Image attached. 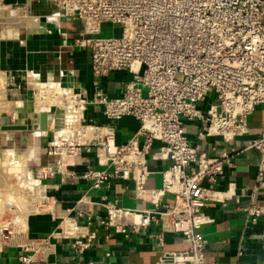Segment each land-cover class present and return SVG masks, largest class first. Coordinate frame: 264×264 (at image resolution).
Segmentation results:
<instances>
[{
  "label": "crops",
  "instance_id": "0c3cea01",
  "mask_svg": "<svg viewBox=\"0 0 264 264\" xmlns=\"http://www.w3.org/2000/svg\"><path fill=\"white\" fill-rule=\"evenodd\" d=\"M0 3L13 10H22L25 16L38 17L41 21L37 27L0 25V77L5 83L7 94L5 90L4 93L6 98L8 96L6 101L15 100L22 105V122L18 126L21 130L15 129V118V128L2 132L1 138L5 144L8 140L5 150L13 152L17 147L15 143H9L11 139L26 143L28 137H32L33 146L28 147H34L35 153L40 156L32 161L41 168L40 187L44 190L46 200L51 202V210L26 217L23 239H18L16 243L1 240L0 264H22L20 257L30 260L33 251L45 242L51 252L46 258L40 257L31 262L158 264L160 259L168 262L170 253L186 251L188 246L180 235L163 233L160 224L155 221L163 206L174 201V195L170 193H164L156 199L150 197L153 191L162 189L161 174L171 165V161L160 152L161 142L153 141L144 157L148 174L143 185V195L137 196L132 181L111 179L95 189L92 188V182L83 177L88 170H109L104 164L105 156L100 148L91 147L89 151L86 150L84 145L88 140H103L106 135H112L114 144L123 146L139 130L137 119L131 116L108 119L103 113V107L93 103L99 94L108 99L121 98L125 86L132 82L133 74L119 70L95 78L91 70L89 49L76 42L88 38L84 35L85 26L59 16L58 10L48 6L44 0L33 6L28 4V0H0ZM114 26L102 25L99 35L114 37L105 34L108 27ZM36 80L43 84H56L66 92L73 93L74 98L81 101L83 122L90 129L94 128L93 136H83L82 142L74 140L69 144L61 141L57 144L55 132L59 129L51 132L58 120L55 113L51 116L47 114L48 130L40 131L39 113L33 110V105L28 104L31 91L36 90ZM214 105V96L208 93L196 107L201 113L207 114ZM181 123L197 157L213 160L226 154L230 162L215 184L203 183L208 190V198L200 206L208 223L198 229L197 233L205 242V263L264 264V176L258 180L260 154L249 148L264 127V107H255L247 118V131L231 141L206 135L205 123L200 120L181 118ZM37 132L41 134L36 135ZM143 142L144 139L139 137V147ZM46 146L52 148L49 154L53 155L47 167L42 163ZM44 151L47 152V149ZM109 206L133 213L123 219L126 224L138 222L140 216L146 214L152 218L151 223L126 236L115 233L101 225ZM250 206L262 210L255 222L245 212V208ZM72 223L79 227L81 234H95L91 246L81 253L71 248L74 239L62 232L63 227Z\"/></svg>",
  "mask_w": 264,
  "mask_h": 264
},
{
  "label": "built area",
  "instance_id": "2783aa9c",
  "mask_svg": "<svg viewBox=\"0 0 264 264\" xmlns=\"http://www.w3.org/2000/svg\"><path fill=\"white\" fill-rule=\"evenodd\" d=\"M40 2L28 0L29 5ZM44 2L58 10L59 16L85 26L88 38L76 42L89 49L95 78L119 70L133 74L121 98L99 94L93 103L103 107L108 119H137L139 130L123 146H116L112 135L88 140L86 150L100 148L109 170H88L83 177L95 189L111 179L132 181L137 196L143 195L148 174L144 157L153 141L161 142L160 152L171 165L161 174L162 189L150 197L170 193L174 201L163 206L155 221L163 233L180 235L188 249L170 253L168 262L160 259L158 264H206L205 242L197 233L208 223L200 206L208 198L203 183L215 184L230 162L226 154L213 160L197 157L181 118L200 120L205 123L206 135L231 141L247 131V118L255 107H264V0ZM105 24L120 25L121 35L100 36V27ZM208 93L213 94L215 105L203 114L196 105ZM139 137L144 139L141 147ZM249 148L260 154L258 180H262L264 127ZM245 212L252 222L262 214L256 206L245 208ZM129 215L133 213L109 206L101 225L126 236L151 223L146 214L138 222L126 224L123 219ZM62 232L74 239L71 248L78 253L95 239L94 233L81 234L75 223L63 227ZM50 252L45 242L33 251L30 260L22 256L20 262L46 258Z\"/></svg>",
  "mask_w": 264,
  "mask_h": 264
},
{
  "label": "bare ground",
  "instance_id": "6f19581e",
  "mask_svg": "<svg viewBox=\"0 0 264 264\" xmlns=\"http://www.w3.org/2000/svg\"><path fill=\"white\" fill-rule=\"evenodd\" d=\"M0 6H1L0 9L3 10L4 14H5L4 16H2V18H0V25H2V26L23 25V26H27V27H37V26L41 25V21L38 17H27L24 15L22 10H17L14 13H11L10 15H8L9 13L7 12V9L10 12L11 11L10 6H8V5H6V6L0 5ZM7 16H10L9 17L10 20L7 19ZM0 83L2 86L3 83L1 82V80H0ZM34 85L36 86V89H37V94H36L37 98L34 101L33 110L36 113H39V114L47 113L50 111L51 106L52 107L53 106L58 107V108L59 107H65L66 105L64 104L65 102L63 103V101H69L71 103L67 107H65L66 110H68L67 111V117H66L67 126L65 127L67 129L64 130V129L60 128L59 129L60 131L56 132L55 138H56L57 144H60L59 143L60 139H61V141H67V142H69V144H71V142L74 140H78V141L82 142L83 136L87 137V138H90L93 136L94 128L90 129L91 127H85V128H81V129L79 128V129H77V131H74V128H76L79 120L81 119V115H79V113H77V111L74 108L73 100L72 101L70 100L71 97L68 96L67 92L62 87H60L56 84H52V83H49V84L39 83L37 80L35 81ZM6 111L13 113L14 118H16V125H17L16 127L20 126L21 122H22L21 121V113H22L21 102H19V101L9 102V101L4 100L3 96H2V98H0V113L6 112ZM76 122H77V124L74 125ZM39 134H41V133L40 132L36 133V135H39ZM31 152H32V150L29 149L26 154L20 155V156L13 154L11 151L5 152V153H0V169H1V171L5 170V169L6 170L7 169L12 170L14 172V174L17 175V177L21 176V178L23 179L22 181L28 183L27 186L29 185L30 188H27V186H26L27 189H30V191H32V190L36 191L33 195L27 194V196L29 195L30 198L28 197L29 198L28 201L27 200H25V201L29 202V204H30V202H34L36 200L40 201V202H43L44 200H46L45 197H43L44 194L43 195L41 194L42 189L40 188L39 180L32 179L31 175L27 171H25L26 159L31 158V156H32ZM5 173H4V176H5ZM1 174H3V172ZM2 178H3V176H2ZM4 178H3V180H4ZM21 178H20V180H21ZM6 183H8V181ZM17 183L19 185L20 182H17ZM2 185H3V183H2ZM20 186L23 187L25 185L20 184ZM7 187H8V185H7ZM4 189H9V187L8 188L5 187ZM4 189H0V214H1L2 209L5 207V203L7 202L6 201L4 203V201H5L4 195L6 192V191H4ZM9 196H10V194H9ZM16 197L19 200L20 195L19 196L17 195ZM12 198H14V196H12ZM16 200H14V201H16ZM20 201H21V199H20ZM3 203H4V205H3ZM9 204H11V206H12V202ZM9 204H8V206H9ZM13 204H14V202H13ZM6 205H7V203H6ZM23 205L24 204H22V206ZM22 206H20L21 207L20 210H23V208L25 207L24 206L22 208ZM29 208H31V207H29ZM31 209H29V210H31ZM34 210L30 211V213H27L25 210L23 212L20 211V213L18 214V217H17V220H18L17 224L18 225L16 224L17 227H19V230H18L19 232L18 231L13 232L11 242L16 243V242H19L20 239L24 238V236H22V233L25 231V228H26L25 227V222L27 219L26 217L29 214H33ZM1 225L2 224L0 223V228L2 227ZM0 245H1V242H0Z\"/></svg>",
  "mask_w": 264,
  "mask_h": 264
},
{
  "label": "rangeland",
  "instance_id": "374dc122",
  "mask_svg": "<svg viewBox=\"0 0 264 264\" xmlns=\"http://www.w3.org/2000/svg\"><path fill=\"white\" fill-rule=\"evenodd\" d=\"M34 4L35 3H33L32 6ZM1 5H4V4H1ZM10 10L17 11L18 9H16V10L14 9L13 10L12 8H10ZM7 12L10 13L8 11V9H7ZM4 15H5L4 14V11L1 10L0 11V16H4ZM8 15H10V14H8ZM9 17L10 16H7V19L8 20H10ZM27 17H31V16H27ZM121 32H122V27L120 25H115L113 28L108 27L106 29V33L105 34L110 35V36H114V37H119L121 35ZM1 82L3 83V81H1ZM4 90H5V93H6L5 85L4 86L3 85L1 86V83H0V96H1L0 98H2V96H3V99L4 100H7L8 99V96L6 98V94L7 93L5 94L4 93ZM36 94H37V89L34 90V91L33 90L31 91V95L29 96V99L30 100L28 102V104L30 106L33 105V101H35V99L37 98L36 97ZM67 94H68V96L71 97L70 100L71 101L73 100L75 110L77 111V113H79V115H81L82 106L81 105L78 106L77 103H75V99L73 97V95H74L73 93L67 92ZM13 101H15V100H13ZM76 101H78V100H76ZM9 102H12V101H9ZM63 103L66 105L65 107H67L69 104H71L69 101H63ZM65 107H59L58 108V107H54V106L52 107L51 106L50 107V110L51 111H49V112L46 113V114H49L50 116L55 113L56 117L58 118V120H56L54 126L52 127V131L51 132L56 131V130H58L60 128L61 129H64V130L67 129L65 127L67 126V124H66V117H67V111L68 110H66ZM14 119L15 118H14L12 112L6 111V112H1L0 113V153H5V152L11 151V150H5L6 147H7L6 144H8V140L5 141L6 142V144H5L3 138H1V137H2V132H6L8 130H11V129H14L15 128L13 126L14 125L13 124ZM76 124H77V122L74 125H76ZM21 127L23 128V130L25 129V127H23V126H21ZM85 127H87V124L83 122L82 115H81V119L79 120L76 128H74V131H77V129H79V128L81 129V128H85ZM17 128H19V127H16L15 129H17ZM58 131H60V130H58ZM48 132H50V131H48ZM55 135H56V132H55ZM45 136H49V134H46ZM9 143L11 145H14V143H15L17 149L14 150L13 152L11 151V152L13 154H15V155H18V156L26 154L29 149L32 150V152H31L32 153L31 154L32 155L31 158L26 159L25 171H27L31 175L32 179L39 180V174H40V171H41L40 169L41 168L39 166H35V164H34V162L32 160L35 157L37 159H39L40 156L38 155V153H35L34 147H28V145L30 146L33 143L32 137L31 138L28 137L26 143H25V141L23 143H20V141L17 140V139H16V141H14L13 139H11ZM59 143H61V139H60ZM27 147H28V149H27ZM44 149H47V152L44 151ZM44 149H43L44 155H42V163L44 164L45 167H47L48 166V162L50 161L51 157H53V155L50 156V154H49L50 151L52 150V148L46 146ZM36 164H37V162H36ZM2 172H3V174H1ZM4 173H5V176H4ZM13 174H14V172L12 170H9V169L6 170L5 169V170L1 171V169H0V184H1L0 185V189H4L5 187L6 188L9 187V189H4V191H6L5 192V195H4V200H5L4 203L7 201L6 202L7 205L5 203V207L3 206L4 208L2 209L1 214H0V223L2 224L1 225L2 227L0 228V242H1V244H2V241L1 240H4L5 242L10 243V241L12 240L13 230H14V232L19 230V227H17V225H18L17 224L18 223L17 217H18V214L20 213V211L23 212L25 210L27 213H30V211H33L35 209L36 211L34 210V213H36V212H44V211L51 210V204H50L51 202L49 200H44L43 202H40V201H37L36 200L34 202H30V204H29V202H27L28 199L30 198L29 195H33L36 191H33V190L30 191V189H27V188H30L29 185L27 186L28 183L22 181L23 179L21 178V176H18L17 177L16 174H14L15 176ZM2 176H3V178L5 177L4 180H3ZM20 178H21V180H20ZM6 180L8 181V183H6L7 182ZM17 182H20L19 185H18ZM2 183H3V185H2ZM20 184L21 185H25V186L21 187ZM7 185H8V187H7ZM26 186H27V188H26ZM9 194H10V196H9ZM27 194H29V195L27 196ZM41 194L42 195L44 194V190H42ZM17 195L18 196L20 195V198L18 197L19 200L16 197ZM12 196H14L15 199L12 198ZM43 197H45V199H47L45 194L43 195ZM20 199H21V201H20ZM14 200H16V201H14ZM25 200H27V201H25ZM11 202H12V206H11V204H9ZM13 202H14V204H13ZM4 203H3V205H4ZM8 204H9V206H8ZM22 204H24V205L22 206ZM20 206H22V208L24 206L25 207L23 208V210H20L21 209ZM29 207H31L32 209L29 208ZM28 208L31 209V210H29Z\"/></svg>",
  "mask_w": 264,
  "mask_h": 264
},
{
  "label": "water",
  "instance_id": "95a60500",
  "mask_svg": "<svg viewBox=\"0 0 264 264\" xmlns=\"http://www.w3.org/2000/svg\"><path fill=\"white\" fill-rule=\"evenodd\" d=\"M11 13H14V12L12 11ZM1 79H2V81L4 83L3 78H1ZM4 85H5V83H4ZM39 130L43 131V132L48 130V127H47V114L46 113L39 114Z\"/></svg>",
  "mask_w": 264,
  "mask_h": 264
}]
</instances>
